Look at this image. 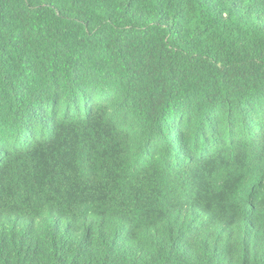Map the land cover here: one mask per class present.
<instances>
[{
  "label": "trees",
  "instance_id": "trees-1",
  "mask_svg": "<svg viewBox=\"0 0 264 264\" xmlns=\"http://www.w3.org/2000/svg\"><path fill=\"white\" fill-rule=\"evenodd\" d=\"M0 264H264V0H0Z\"/></svg>",
  "mask_w": 264,
  "mask_h": 264
},
{
  "label": "clouds",
  "instance_id": "clouds-1",
  "mask_svg": "<svg viewBox=\"0 0 264 264\" xmlns=\"http://www.w3.org/2000/svg\"><path fill=\"white\" fill-rule=\"evenodd\" d=\"M209 232H212V230L210 229ZM211 239H214V236L211 237ZM211 239L208 240L209 245L211 244ZM195 248L197 252L202 251V246H201V240L197 239L195 241ZM210 247H209V252H210ZM207 258V254H205V259Z\"/></svg>",
  "mask_w": 264,
  "mask_h": 264
}]
</instances>
